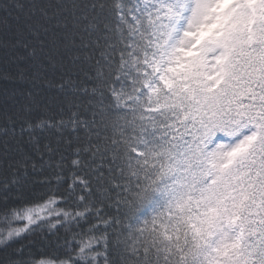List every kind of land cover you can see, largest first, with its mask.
I'll list each match as a JSON object with an SVG mask.
<instances>
[{
	"label": "snow or ice",
	"instance_id": "snow-or-ice-1",
	"mask_svg": "<svg viewBox=\"0 0 264 264\" xmlns=\"http://www.w3.org/2000/svg\"><path fill=\"white\" fill-rule=\"evenodd\" d=\"M0 27L66 98L0 124V264H264V0H0ZM60 228L63 258L22 243Z\"/></svg>",
	"mask_w": 264,
	"mask_h": 264
},
{
	"label": "trees",
	"instance_id": "trees-1",
	"mask_svg": "<svg viewBox=\"0 0 264 264\" xmlns=\"http://www.w3.org/2000/svg\"><path fill=\"white\" fill-rule=\"evenodd\" d=\"M22 3H30L31 0H20ZM37 3L42 5H55V4H67L71 3V0H37ZM13 33L11 30L5 32L0 27V40L5 37L11 39ZM22 54V50L14 51L11 48L5 49L0 47V124L4 123V114L9 115L17 113L22 107L31 105L33 114H39L43 106H49L53 111L58 110L60 106L65 104L66 98L58 90L56 83L51 86L47 84L31 83L29 80L20 79L21 70L28 67L27 63L23 60L17 59V56ZM32 69H29L28 75H30ZM56 81L59 80V73H50ZM29 93L32 95L29 96ZM52 138L55 139L54 134ZM3 137H0V153L3 152ZM3 177L0 176V180ZM36 179H43V177H36ZM69 182L71 177H68ZM67 185H65V188ZM15 197V193L12 194ZM112 211V209H109ZM92 222L95 223V219L92 218ZM59 227V226H58ZM87 225H82L81 230L87 231ZM70 231H76V228L70 226ZM64 228H60L56 236H48L46 232L37 231L28 240L23 241L24 245H31V251L33 253L47 252L51 255L60 254L61 245L57 243L59 240L61 243L65 236L68 235ZM16 248L20 247V243L15 245ZM14 249H8L7 252L0 250V261L6 260L11 255Z\"/></svg>",
	"mask_w": 264,
	"mask_h": 264
}]
</instances>
